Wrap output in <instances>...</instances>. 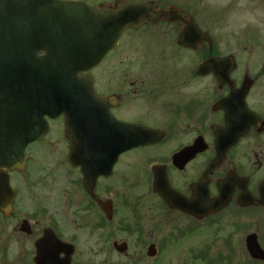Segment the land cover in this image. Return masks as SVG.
<instances>
[{"label": "flooded vegetation", "instance_id": "obj_1", "mask_svg": "<svg viewBox=\"0 0 264 264\" xmlns=\"http://www.w3.org/2000/svg\"><path fill=\"white\" fill-rule=\"evenodd\" d=\"M66 1L174 6L181 19L127 30L78 76L102 100L96 109L71 99L68 117L54 118L51 81V115L34 124L46 132L26 148L24 170L0 165L16 193L13 214L0 217L27 220L22 235L34 240L52 228L72 264H264V44H178L191 21L210 37L255 33L249 21L226 26L235 11L264 15V0ZM137 130L151 142L122 151ZM31 165L52 179L49 213L36 196L30 214L16 210L37 182L25 176Z\"/></svg>", "mask_w": 264, "mask_h": 264}, {"label": "water", "instance_id": "obj_2", "mask_svg": "<svg viewBox=\"0 0 264 264\" xmlns=\"http://www.w3.org/2000/svg\"><path fill=\"white\" fill-rule=\"evenodd\" d=\"M153 12L156 18L151 17ZM162 19L177 21L181 15L177 8L155 12L151 4L129 1L109 8L61 0H0L2 165L15 166L16 163L19 166L24 162L26 146L39 137L31 126L33 118L47 112L44 110L46 98L42 101L31 97L33 90L24 88V77L43 71L50 76L52 71L59 86L57 107L61 106L63 99L70 96L82 98L83 93L92 99V90L88 95L80 88L83 82L73 77L97 66L117 46L125 30L140 28L144 20L157 22ZM187 24L180 45L193 48L198 42L213 43L207 34L199 32L193 22ZM39 53H44V56H39ZM74 86L75 90L72 89ZM29 97L34 105H26ZM146 135V132L134 131L132 146L147 144ZM14 196L8 176L0 174V212L10 213ZM21 231L29 232L27 222L22 224ZM35 248V264H71L67 244L60 241L51 229L43 232L35 242ZM259 258H264V254Z\"/></svg>", "mask_w": 264, "mask_h": 264}, {"label": "rangeland", "instance_id": "obj_3", "mask_svg": "<svg viewBox=\"0 0 264 264\" xmlns=\"http://www.w3.org/2000/svg\"><path fill=\"white\" fill-rule=\"evenodd\" d=\"M231 17H233L231 19L233 22L229 25L227 23L226 28H232L236 23L243 25L244 21H249L250 24H253V31L256 32L246 35H232L224 34V32L231 31L230 29H218L212 36L215 43L222 45L243 43L264 44V25H261V19H264V15H262L261 12L258 13L257 10L253 16L246 11H235ZM138 36L141 38V35L138 34L137 37ZM137 43L143 42L138 41ZM168 51L171 53L173 52L171 49H168ZM184 58L187 59L189 57L184 55ZM31 172L33 173L34 181L37 182L34 183L33 187H30L29 189L22 188L19 191L20 194L16 203V210L21 212L20 215H22V213L30 214L34 210V198L36 196L40 201H43V206L45 210H47V213H49L53 204L52 189L54 187V185L52 186V179L49 178V172L39 173V171H37L36 173L35 166L31 165V168H29L27 175L25 176L27 178L30 177V174H32ZM36 184L38 185L36 186ZM39 219L45 223V225H48L49 216ZM20 224L21 222L18 216L5 219L0 217V264H34V239H30L21 234L19 230ZM175 264H177V262H175Z\"/></svg>", "mask_w": 264, "mask_h": 264}]
</instances>
